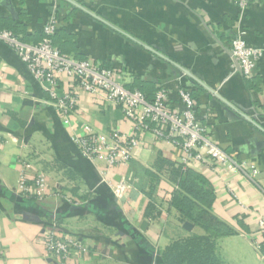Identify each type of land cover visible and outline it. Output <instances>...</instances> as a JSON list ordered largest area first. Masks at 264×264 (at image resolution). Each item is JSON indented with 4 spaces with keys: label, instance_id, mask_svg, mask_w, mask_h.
<instances>
[{
    "label": "crops",
    "instance_id": "crops-1",
    "mask_svg": "<svg viewBox=\"0 0 264 264\" xmlns=\"http://www.w3.org/2000/svg\"><path fill=\"white\" fill-rule=\"evenodd\" d=\"M54 14L63 54L115 70L150 100L166 88L175 112L184 109L180 91L190 93L208 136L259 170L252 178L240 169L188 168L209 183L212 215L232 231L219 241V264H264L254 242L264 216V56L247 80L229 54L235 37L264 50V0H253L242 18L232 0H0V25L11 22L26 44L42 40ZM60 90L70 92V82ZM78 95L66 126L48 91L0 41V264H164L161 252L172 242L206 236L174 206L181 157L173 146L148 135L115 167L110 149L81 155L75 139L87 128L131 127L121 109ZM41 177L48 188L39 194ZM53 232L84 238L88 253L52 258L45 244Z\"/></svg>",
    "mask_w": 264,
    "mask_h": 264
},
{
    "label": "built area",
    "instance_id": "built-area-1",
    "mask_svg": "<svg viewBox=\"0 0 264 264\" xmlns=\"http://www.w3.org/2000/svg\"><path fill=\"white\" fill-rule=\"evenodd\" d=\"M232 2L242 18L253 0ZM58 27L59 20L54 14L43 26L44 38L40 43H23L7 30L0 31V41L17 54L31 76L48 91L66 126L71 125L72 117L77 114L80 92L92 96L101 104L121 109L131 132L113 128L108 133L98 134L87 128L84 136L75 139L84 158L94 159L102 149H110L107 160L111 167L127 164L133 158L134 150L151 135L155 141L167 143L177 150L181 157L179 166L183 170L198 165L216 171L240 169L252 178L259 175L256 167L238 163L208 136L202 123L195 118L196 106L190 93L183 90L179 93L184 106L181 112L170 110L169 94L164 87L158 89L153 101H148L142 92L127 89L115 70L91 59L77 60L60 52L53 41ZM229 54L233 68L251 80L257 73L264 50L249 45L241 37H235L230 43ZM65 80L72 87L67 93L60 90V83ZM37 186L39 194L48 188L42 177ZM254 240L264 257V216L257 221ZM45 247L52 258L64 262L89 250L84 238L57 232L47 238Z\"/></svg>",
    "mask_w": 264,
    "mask_h": 264
},
{
    "label": "trees",
    "instance_id": "trees-1",
    "mask_svg": "<svg viewBox=\"0 0 264 264\" xmlns=\"http://www.w3.org/2000/svg\"><path fill=\"white\" fill-rule=\"evenodd\" d=\"M10 24L12 23L7 22L5 25H0V31L7 29V31L9 30L16 37H18L15 31H12V26ZM43 38L44 34L42 33V40ZM55 39L56 35L53 38L54 46L56 47ZM20 41L23 42L21 39ZM136 88L139 89V85ZM130 89L133 90V88ZM146 99L148 101L154 100H150L147 97ZM173 175L178 180L180 189V193L174 198L175 208L180 213L183 221H189L194 225L201 227L208 233V235L195 236L172 243L161 252V259L163 263L219 264L218 258L214 255V244L211 237H221L222 235H225V231L222 230L223 224L212 215L214 194L209 188V183L194 171L190 169L183 170V168L179 165H175ZM148 209L151 212H154L153 206L150 205Z\"/></svg>",
    "mask_w": 264,
    "mask_h": 264
},
{
    "label": "rangeland",
    "instance_id": "rangeland-1",
    "mask_svg": "<svg viewBox=\"0 0 264 264\" xmlns=\"http://www.w3.org/2000/svg\"><path fill=\"white\" fill-rule=\"evenodd\" d=\"M222 226H223V228L222 227L221 228H222L223 231H225V235H228L227 233H231L232 232L226 224H223ZM207 235H208V233H207ZM193 237H195V235ZM225 237H227V236H225ZM186 239H189V238H186ZM186 239H184V240H186ZM211 239H212V242L214 244V248H213L214 249V255L218 258V244H219V241L222 240V238L220 236H212ZM172 243H174V242H172ZM166 248H164V250Z\"/></svg>",
    "mask_w": 264,
    "mask_h": 264
},
{
    "label": "water",
    "instance_id": "water-1",
    "mask_svg": "<svg viewBox=\"0 0 264 264\" xmlns=\"http://www.w3.org/2000/svg\"><path fill=\"white\" fill-rule=\"evenodd\" d=\"M184 228H185L186 230H188V231H191V230L193 229V226H192L191 224H189V223H186V224L184 225Z\"/></svg>",
    "mask_w": 264,
    "mask_h": 264
}]
</instances>
